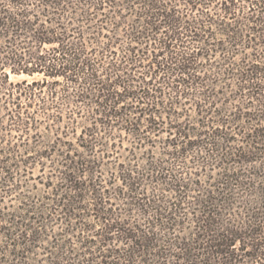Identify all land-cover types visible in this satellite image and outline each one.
<instances>
[{
	"label": "trees",
	"instance_id": "16d2710c",
	"mask_svg": "<svg viewBox=\"0 0 264 264\" xmlns=\"http://www.w3.org/2000/svg\"><path fill=\"white\" fill-rule=\"evenodd\" d=\"M0 264H264V0H0Z\"/></svg>",
	"mask_w": 264,
	"mask_h": 264
},
{
	"label": "rangeland",
	"instance_id": "374dc122",
	"mask_svg": "<svg viewBox=\"0 0 264 264\" xmlns=\"http://www.w3.org/2000/svg\"><path fill=\"white\" fill-rule=\"evenodd\" d=\"M182 9H184L183 7H182ZM210 9H217V7H214V8H210ZM240 56L241 55H238L237 56V58H240ZM25 76H23V75H17V76H15V75H10V80H13V81H16V80H19V79H22V78H24ZM40 172L39 171H37V170H35L34 171V175H37V174H39ZM201 178H203V177H201ZM38 187H40L41 188V184L39 183L38 184ZM41 190H43V189H41ZM13 198H10V200H7L8 201V203H15V202H17V200L14 198V196H12Z\"/></svg>",
	"mask_w": 264,
	"mask_h": 264
}]
</instances>
